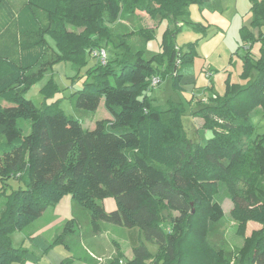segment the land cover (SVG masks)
<instances>
[{"label":"trees","instance_id":"trees-1","mask_svg":"<svg viewBox=\"0 0 264 264\" xmlns=\"http://www.w3.org/2000/svg\"><path fill=\"white\" fill-rule=\"evenodd\" d=\"M210 1L27 0L18 10L20 29L27 33L41 28V36L47 35L54 45L45 41L55 49L46 62L42 37L15 59L0 50V193L10 179H24L23 188L6 196L0 214V264H25L31 259L28 250L11 245L7 234L36 220L64 195H70L74 207L87 214L93 234L100 230L98 222L105 221L137 228L145 241L157 244L152 254L141 240L133 243L126 264H229L221 247L207 239L208 231L224 215L211 186L216 180L226 184L232 203L229 215L239 223L236 233L242 245L232 263L264 264V185L258 181L264 178V133L253 136L252 122L253 115L264 113V37L258 35L261 48L256 60L245 48L243 75L248 77V71L255 69V77L245 78L244 84L229 85L227 80L223 96L210 97L194 111L202 118V127L212 132L203 144L188 137L178 102L160 108L145 94L155 74L170 77L173 87L181 88L180 67L192 59L194 44L182 53L171 38L182 23L192 24L188 3ZM122 7L127 16L141 9L155 22L172 21L161 37L165 58H159V65L143 56L144 44L154 36L152 27L113 34L105 25L120 17ZM249 9L252 24L259 25L264 20V0H250ZM8 21L0 8V30ZM67 24L83 30L68 31ZM239 32L238 49L256 40L246 26ZM133 34L142 38V48H131ZM111 35L118 40L121 57L95 61L75 92L77 109L95 111L102 99L109 117L83 128L79 119L47 106L36 107L23 95L42 70L59 61L76 65L85 55L94 58L92 51L103 47V40L108 42ZM20 119L28 121L26 134ZM237 181L246 189H234ZM108 196L114 197L116 207L107 212L97 200ZM163 210L168 219L162 218ZM74 222V217L68 219L64 231H74ZM247 222L259 225L248 235ZM120 254L111 263L120 264Z\"/></svg>","mask_w":264,"mask_h":264},{"label":"rangeland","instance_id":"rangeland-1","mask_svg":"<svg viewBox=\"0 0 264 264\" xmlns=\"http://www.w3.org/2000/svg\"><path fill=\"white\" fill-rule=\"evenodd\" d=\"M26 2L27 0H0V8L9 18V21L1 26L0 50L6 56L15 59L24 49L40 43L42 37V44L45 46L43 62L49 61L52 57L50 53L55 49L51 47L54 45L53 41L47 35L41 36V28H37L34 32L32 29L24 33L17 24L18 10ZM249 7L250 0H211L203 5L188 3L186 9L188 19L192 24L180 23L179 30L171 38L173 46L182 53L188 51V45L194 44L192 59L183 61L180 67L184 73L182 86L175 89L172 79L165 77L159 84L145 92L153 106L161 108L169 101L180 104L182 122L192 142L203 144L212 136V132L200 124L202 118L193 114L198 109L199 103L205 104L209 102L210 97L215 95L223 96L227 89V80H229V85L244 84L247 80L245 78H254L256 75L255 69L248 71V77L243 75L245 71L243 58L246 47L250 59L258 58L261 48L258 35L264 37V20L260 21L259 25H253ZM127 15L126 9L122 7L120 17L105 25L113 34L152 27L154 36L144 46L142 38L136 34L130 35L129 44L132 49L143 46V56L152 58L153 65H159V58L162 57V60L165 58L160 46L161 37L165 29L171 27L172 21L162 19L155 22L146 10L141 9H136L130 16ZM46 23L47 20L43 19L42 24ZM242 26L250 29L256 40L238 49L241 45L239 30ZM66 27L68 31L74 33H81L83 30L82 27L72 24H67ZM111 37L112 39L110 38L108 42L104 40L102 42L107 61L121 57L122 53V49L116 47L118 40L112 35ZM46 39L51 46L45 41ZM95 61V58L88 55H85L83 62L76 65L70 60L59 61L37 74L28 88L23 91V95L30 99L36 107L47 106L53 110H60L66 116L79 119L83 128H92L96 120L109 117L103 100H100L95 111L84 112L75 106V92L80 87L87 69ZM76 75L79 77L76 78ZM18 122L23 127V133L26 134L28 121L20 119ZM252 122L255 125L253 136L257 133H264V113L253 115ZM262 177H258L259 185H264ZM211 183L215 198L221 203L224 215L208 231L207 239L216 247H221L226 254L225 257L230 259L229 264H233L232 262L236 261L237 251L242 245V239L236 233L239 223L229 215L232 203L226 184L219 180L211 181ZM1 186L0 182V190ZM23 187L24 179L9 180L8 186L0 193V214L4 208L6 196L13 190ZM233 188L237 191L246 189L241 181L235 182ZM97 202L102 204L107 212L116 207L113 196L98 199ZM56 205H48L36 220L7 234L13 247H20L30 252L31 259L26 260L25 264H115L111 263V260L117 256V253H121L119 263L126 264V259L131 255L133 243L140 240L145 243L152 254L157 251V244L145 241L137 228H127L99 221L100 230L93 234L87 214L78 207H73L71 211V217L75 218L74 231L65 232L67 220L60 218L54 221L57 223L56 227L50 229L51 225L48 222L52 219V211ZM175 214L176 212H171V216ZM162 218H169L164 210ZM191 223L194 227L196 226L195 220ZM258 227L259 225L255 222H247L245 234L248 235L252 229ZM185 253L186 247L182 254Z\"/></svg>","mask_w":264,"mask_h":264},{"label":"crops","instance_id":"crops-1","mask_svg":"<svg viewBox=\"0 0 264 264\" xmlns=\"http://www.w3.org/2000/svg\"><path fill=\"white\" fill-rule=\"evenodd\" d=\"M105 118H107V117H105ZM200 124H203V120ZM56 204H57L56 207L52 211V214H53L52 219L48 222V224L50 223V225H51L50 229H53L56 227L55 225L57 223H55V222L58 221V220H56L57 218H60L64 221L70 219L71 218V211H72V208L74 207V204H73V201H72L70 195H64L60 199V201ZM48 224H46V225H48ZM131 256H132V252H131V255L128 256V258H130Z\"/></svg>","mask_w":264,"mask_h":264},{"label":"built area","instance_id":"built-area-1","mask_svg":"<svg viewBox=\"0 0 264 264\" xmlns=\"http://www.w3.org/2000/svg\"><path fill=\"white\" fill-rule=\"evenodd\" d=\"M92 56L96 59V61H99L101 63H105L106 59H107V55L105 52V49L103 47L94 49L92 51ZM179 59L176 60V64H178ZM161 81V77L158 74L152 75L149 78V86L150 87H154L157 84H159Z\"/></svg>","mask_w":264,"mask_h":264}]
</instances>
